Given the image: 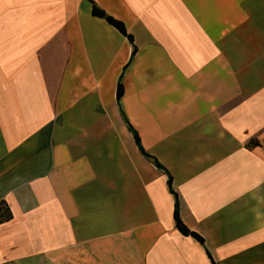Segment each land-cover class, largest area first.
Returning <instances> with one entry per match:
<instances>
[{"label":"crops","instance_id":"obj_1","mask_svg":"<svg viewBox=\"0 0 264 264\" xmlns=\"http://www.w3.org/2000/svg\"><path fill=\"white\" fill-rule=\"evenodd\" d=\"M94 2L0 0V264H264V0Z\"/></svg>","mask_w":264,"mask_h":264},{"label":"trees","instance_id":"obj_2","mask_svg":"<svg viewBox=\"0 0 264 264\" xmlns=\"http://www.w3.org/2000/svg\"><path fill=\"white\" fill-rule=\"evenodd\" d=\"M89 1L92 3L93 16L105 19L110 25L115 27L122 35L126 36L129 39V41L131 42V44H134L133 36L127 32V30L125 28V25L122 22L117 21L116 19H114L111 16L107 15L104 12V10H102L101 8H99L96 5L94 0H89ZM135 51H136V49L134 50V54H135ZM122 95H123V85H122L121 80H120L119 84H118V89H117V100H118V102H120V100L122 98ZM135 138H136L137 142H139V137H138V135L136 133H135ZM158 166L160 167L159 164H158ZM168 184H169L170 191L176 196V204H175V211H174V218L176 220V227L178 228V230L182 234L188 235V236H193L196 239H198L201 243H204L202 237L200 235L196 234L195 232L190 231L186 227V225L183 223V221L181 220V218H180L179 201H178V197H177V195H176V193H175V191L173 189L171 177H169ZM2 206L3 205L0 206V210L2 209V211H3V212L0 211V212H2L0 214V222L5 220V219H8L10 217L9 210L7 208H3Z\"/></svg>","mask_w":264,"mask_h":264},{"label":"rangeland","instance_id":"obj_3","mask_svg":"<svg viewBox=\"0 0 264 264\" xmlns=\"http://www.w3.org/2000/svg\"><path fill=\"white\" fill-rule=\"evenodd\" d=\"M63 41L64 40H62V44H63ZM65 61H66V57L64 58V54L62 52L61 53V61L59 62V65L57 66V71H58L59 76H60L59 83H60L61 87H64V86L67 87V83H68L67 79H65V76H67V67H68V65ZM74 82L77 84V87H79L80 84L84 81H83V79L79 80V78H78V80H75ZM55 85H56V83H55ZM67 103H68L67 97L65 99L63 98V100L61 102V112H60V118H59L60 121L67 119L68 112L64 111L65 108H67Z\"/></svg>","mask_w":264,"mask_h":264}]
</instances>
